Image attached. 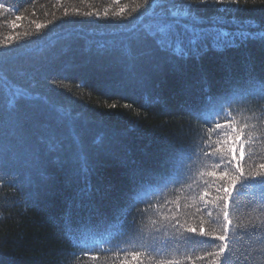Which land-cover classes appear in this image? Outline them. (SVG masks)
I'll return each instance as SVG.
<instances>
[{
    "label": "trees",
    "instance_id": "1",
    "mask_svg": "<svg viewBox=\"0 0 264 264\" xmlns=\"http://www.w3.org/2000/svg\"><path fill=\"white\" fill-rule=\"evenodd\" d=\"M156 3L0 0L5 5L0 9V57L7 54L0 71L37 97L14 108L0 89V264H155L160 258L180 264H264V200L250 183L230 189L231 224L225 241L215 239L223 231L219 209L213 205L197 212L201 196L212 200L224 194L215 159L197 146L211 153L210 144L219 141L223 152L227 140L238 152L234 133L246 123L244 132L252 133V143L245 144V172L264 162V100L249 97L226 108L227 118L219 119L224 129L232 130L226 132L209 134L215 125L189 111H199L209 95H221L249 75L264 79V45L250 41L246 47L188 61L186 84L168 71L154 70L141 81L127 71L129 54L139 55L129 30L135 25L136 33L142 31L158 11ZM241 4L234 13L238 20L264 25V0ZM219 7L201 4L196 14L211 18ZM112 104L116 107L110 108ZM33 105L48 110L39 128L17 123L10 115L17 108L26 113ZM64 112L71 122L64 120ZM53 135L56 146L49 151L47 141ZM41 139L44 170L38 173L30 148ZM180 149L193 153L186 179L160 195L156 158ZM82 154L87 171L81 169ZM137 167L146 172L133 184L131 172ZM141 182L157 195H145ZM85 188L91 190L98 211L74 207L69 234L65 211ZM76 203L88 200L77 198ZM201 227L212 235L200 236ZM224 243L228 248L223 255H208L219 252Z\"/></svg>",
    "mask_w": 264,
    "mask_h": 264
},
{
    "label": "snow or ice",
    "instance_id": "2",
    "mask_svg": "<svg viewBox=\"0 0 264 264\" xmlns=\"http://www.w3.org/2000/svg\"><path fill=\"white\" fill-rule=\"evenodd\" d=\"M147 2L148 0H145V3ZM245 3H247V0H245ZM201 4L206 6L220 5L221 7L217 9V15L205 19L196 14V6ZM233 5L235 7H232ZM242 6L241 0H183L179 3L176 0H157L156 8H158V11L154 10L151 22L144 25L142 31L138 33L134 31L135 25L133 29L129 30L134 32L133 38L135 47L139 49V55L129 54L130 62L127 71L141 81H146L153 74L152 70L159 73L168 71L179 82L186 84L189 79L188 61L199 62L209 52L223 54L229 49L246 47L250 41H259L261 45H264V25H256L252 22L246 23L238 20L234 15ZM4 8L5 5L0 4V9ZM8 11H11V9H8ZM230 14H232L231 18H229ZM85 15L91 16L92 14L86 13ZM226 25L231 26L232 30L226 29ZM6 57V53L4 57H0V69H3V66L7 63ZM199 75L202 82L206 84L207 74L202 67L199 69ZM0 89L6 92L10 107H17L21 101L37 99V97L30 96L25 88L16 86L3 71H0ZM204 91H208L207 87ZM249 97L264 100V79L258 80L255 76L249 75L244 83L231 84L225 93L218 96L209 95L204 107L199 111L191 109L189 111L191 115H195L197 119L202 120L205 124L215 125V128H209V134L216 130H220V132L232 131L231 129H224L219 123V119L227 118L226 108H230L234 103L247 101ZM109 107L115 108L116 105L112 104ZM10 115L15 116L17 123L26 121L33 128H39L44 124L48 116V110L43 106L33 105L32 109L26 113L17 108V111ZM62 116L65 121L71 122L72 117L69 113L64 112ZM247 127L249 126L245 123L240 131L234 133L235 140L239 142L238 152L228 144L227 140H225V150L223 152L218 148L219 141L217 144H210L213 149L211 153L203 145L197 146L204 156L215 159L214 169H219L222 172L220 180L224 181L221 186L224 194L217 195L212 200H204L201 196L202 204L197 207V212H200L201 207L208 209L213 205L219 209L224 220L223 231L215 239L220 241L226 240L228 225L231 224L228 212V200L232 195L230 189L235 188L238 183H250L256 189L260 199L264 200V162L254 164L253 168L248 169L247 173L245 172L247 165V161L244 160L245 144L252 143V133L245 134L244 132ZM252 127L255 128L256 126L252 125ZM242 135L245 138L240 141ZM43 142L45 141L41 139L30 148L33 161L37 162L38 173H42L44 170L43 154L39 150V143ZM47 143L49 151L55 148L54 135L50 137ZM192 156V151L180 149L169 153L166 157L158 156L156 158V163L161 169L159 176L160 195H163L164 190L169 185L182 183L186 179L185 172L192 161ZM237 156L239 159H237ZM241 161H244V163H241ZM81 169L82 171L88 170L87 157L83 154L81 155ZM0 172H2V169H0ZM145 172L146 169L144 168H134L130 177L133 184H136L138 178L142 177ZM210 174L215 175V171ZM0 183H3L2 179H0ZM139 187L145 189V195H157L156 192L147 190L143 182L139 184ZM221 187H217V193L221 192ZM77 198L81 202L87 199L88 203H76ZM77 198L68 203L64 215L65 229L69 234L74 230L72 226L74 207H87L98 211L92 202L90 189H82L77 194ZM207 216L212 217V212L208 211ZM174 224L180 225L179 220H175ZM180 227H185V225H180ZM187 231L194 233L196 229L187 226ZM199 235H212V233H205L201 227ZM227 248L228 244L224 243L219 248V252H210L208 255H223ZM152 251L155 253L159 249L153 248ZM155 264H180V261L160 258L155 260Z\"/></svg>",
    "mask_w": 264,
    "mask_h": 264
}]
</instances>
